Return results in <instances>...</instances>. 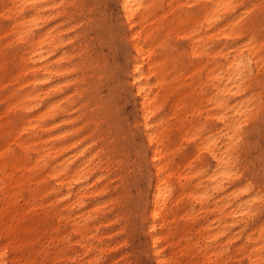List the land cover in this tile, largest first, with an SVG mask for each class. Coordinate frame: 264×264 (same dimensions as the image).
Listing matches in <instances>:
<instances>
[{"label":"bare ground","instance_id":"6f19581e","mask_svg":"<svg viewBox=\"0 0 264 264\" xmlns=\"http://www.w3.org/2000/svg\"><path fill=\"white\" fill-rule=\"evenodd\" d=\"M103 1L0 0V264H264V0Z\"/></svg>","mask_w":264,"mask_h":264},{"label":"rangeland","instance_id":"374dc122","mask_svg":"<svg viewBox=\"0 0 264 264\" xmlns=\"http://www.w3.org/2000/svg\"><path fill=\"white\" fill-rule=\"evenodd\" d=\"M103 9H106V13H108L110 15V13L112 14V16H110V18L108 19V22H106V25L108 26V24L110 26H113L115 29L118 26V22L116 21V16H115V11H116V6H115V0H104L103 1ZM96 45H98L97 42H95ZM177 45L179 46V48H182L183 46H185V40L179 38L177 39ZM115 47V49H114ZM20 49V46L17 45H13V47L10 48V51H17ZM128 45L127 43L120 39V37H118V39L115 41V43L109 47H103V52L105 54H108V60L111 63L114 62H119L120 65H125V59H126V54L128 52ZM14 72V71H13ZM118 102V101H117ZM116 102V103H117ZM133 103H134V99L132 97L131 94H128L126 92H122L120 95V99L118 102L119 105V109H120V113L124 116H130L132 115L133 112ZM2 104L0 103V111L2 109ZM15 124V123H14ZM185 148L187 149V151H191L192 146L188 145L185 146ZM143 237H140L139 235L136 238V244H139V241H142ZM139 264H152L151 261L145 257H139Z\"/></svg>","mask_w":264,"mask_h":264}]
</instances>
